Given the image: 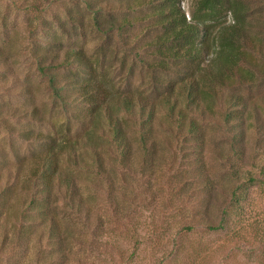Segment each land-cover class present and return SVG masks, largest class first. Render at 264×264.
I'll use <instances>...</instances> for the list:
<instances>
[{"label": "rangeland", "instance_id": "rangeland-1", "mask_svg": "<svg viewBox=\"0 0 264 264\" xmlns=\"http://www.w3.org/2000/svg\"><path fill=\"white\" fill-rule=\"evenodd\" d=\"M92 1L103 9L108 21L129 20L133 26L123 36L116 30L109 35L100 32L85 0H0L1 188L16 190L17 179L29 172L31 157L43 151L50 138L75 141L89 127L81 119L80 111L87 106L79 100L77 90H65L68 104L54 100L34 58L38 49L58 52L63 57L66 49L82 48L97 70L87 72L89 75L96 76L114 93L141 94L154 103L159 112L155 127L159 130L166 131L171 124L161 104L173 98L170 93L182 84L189 64L171 62L168 70L149 68L161 61L150 45L163 34L157 19L151 17L152 8L127 9L139 0ZM197 2H182L189 19L197 10ZM248 4L254 11L252 35L256 42L250 68L262 72L264 1L249 0ZM110 11L114 14L108 15ZM57 73L62 85L83 78L74 68ZM218 90L224 97H241L250 110L248 120L241 125L246 129L242 162L232 152L233 134L225 129L229 127L224 120L227 108L223 111L217 107L213 114L188 111V118L195 119L205 131L204 142L201 138L191 140V134L178 146L162 142L157 150L161 166L156 172L149 171L150 162L135 171L130 162L119 166L120 155L116 166L111 164L114 157L104 158L105 171L115 175L117 183L111 188L106 180L97 182L91 172L70 170L78 185L88 189L85 195L90 196L91 214L86 227L84 220L71 229L64 222L48 242L49 228L35 223L29 226L37 232L26 240L18 231L28 227L18 221L21 206L16 203L10 217L0 211V264H264V187L249 189L241 194L239 203L228 207L208 183L214 181L224 187L228 158L243 170L258 171L251 166L252 157L264 163V77L257 75L255 83ZM234 127L239 137L240 128L237 124ZM38 133L47 140L41 143L22 137ZM85 158L98 167L90 157ZM135 165L141 167V159ZM123 176L126 184L120 178ZM12 194L14 202L17 192ZM224 208L230 213L225 229L209 231L207 225L211 221L219 224ZM188 226L193 230L182 233ZM79 227L84 231L80 232ZM63 237L67 238L64 244Z\"/></svg>", "mask_w": 264, "mask_h": 264}, {"label": "trees", "instance_id": "trees-1", "mask_svg": "<svg viewBox=\"0 0 264 264\" xmlns=\"http://www.w3.org/2000/svg\"><path fill=\"white\" fill-rule=\"evenodd\" d=\"M248 1L198 0L197 10L191 19L182 7L183 0H139L127 5V9L132 11L152 8L151 17L156 18L163 29V34L150 45L161 61L157 65H150V69L168 70L167 64L171 62L189 64L187 76L182 84L176 92L170 93L173 98L168 97L161 104L166 110L165 117L171 121L169 127L165 128L166 131L155 127L159 112L156 105L146 97L135 93H114L96 76L89 75L97 73V70L82 48L66 49L63 57L58 52H45L40 49L34 53L38 70L47 79L54 100L68 104L69 97L64 93L65 90H77L79 100L82 99L87 106L80 111L81 119L87 122L89 127L85 135L75 141L50 138L48 145L45 144V149L31 157L29 172L17 179V185L14 187L16 190L0 186L2 215L10 217L13 206L16 203L21 206L18 221L28 226L18 230L22 238L29 240L30 236L37 232V229L33 231L29 226L35 223H39V227L49 228L48 242L53 240L59 226L64 222L69 224V229L73 228L74 224L78 226L83 220L84 227L87 226L91 214L88 209L90 196L85 195L88 189L78 185L71 169L91 172L97 182L106 180L112 188L117 184L115 175L105 171L102 159L114 157L111 164L116 166L114 163L120 155L119 166H126L130 162L135 171L138 168L142 170L145 168L144 164L150 162L149 171L154 173L161 166L157 150L162 146V142L169 146L174 143L178 146L181 139H188L190 134L191 140L201 138L204 142L205 131L197 125L195 119L188 118V111L200 110L213 114L217 107L223 111L227 108L224 120L229 127L225 129L233 134V155L243 161L241 146L246 129L241 125H245L248 120L246 114L250 110L245 107V101L241 97H235L234 94L224 97L223 91L218 89H231L238 84L242 86L255 83L257 75L262 74L264 77V69L261 72L250 68L256 42L252 35L254 11ZM85 3L93 14L94 26L106 35L116 30L123 36L127 28L134 24L129 20L108 21L104 18L101 7H96L92 0H85ZM111 14H114V11H110L108 15ZM228 16H231L230 21L227 20ZM262 58L264 60V52ZM64 68H74L78 76L83 78L74 81L63 78L69 85H62L57 71ZM13 115L16 114H12V117ZM0 117L2 118V114ZM235 124L240 128L239 137L232 130ZM7 128L12 133L16 132L13 127ZM22 137L41 143L47 140V137L40 133ZM134 145L137 146L136 149ZM85 157H90L98 167L89 164ZM138 159L142 161L141 167L135 165ZM251 160V166L258 171L243 170L234 160L228 158L225 171L227 183L224 187L218 186L214 181H208L214 195L217 194V198L220 195L228 207H231L232 203H239L241 194L249 189L264 187V163H257L255 157ZM201 167V170L205 169V166ZM120 178L126 184V177ZM13 192H17L14 202ZM59 210L63 216H60ZM229 215L228 210L224 208L219 224L211 221L207 225L209 231L225 229ZM83 228L79 227L78 230L83 232ZM192 230L193 228L188 226L182 229V233ZM41 235L43 234L39 235L40 243H43ZM66 240L67 238H61V243L64 244Z\"/></svg>", "mask_w": 264, "mask_h": 264}]
</instances>
